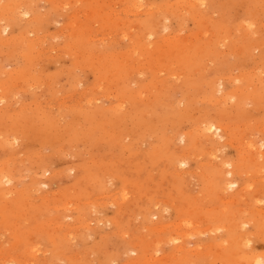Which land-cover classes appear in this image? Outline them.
Instances as JSON below:
<instances>
[{
	"label": "rangeland",
	"instance_id": "obj_1",
	"mask_svg": "<svg viewBox=\"0 0 264 264\" xmlns=\"http://www.w3.org/2000/svg\"><path fill=\"white\" fill-rule=\"evenodd\" d=\"M0 1V264H264V0Z\"/></svg>",
	"mask_w": 264,
	"mask_h": 264
},
{
	"label": "bare ground",
	"instance_id": "obj_2",
	"mask_svg": "<svg viewBox=\"0 0 264 264\" xmlns=\"http://www.w3.org/2000/svg\"><path fill=\"white\" fill-rule=\"evenodd\" d=\"M143 1V0H142ZM197 1V0H196ZM196 1H194V0H191V3H195ZM1 2V1H0ZM140 2V1H139ZM138 2V3H139ZM118 4V3H117ZM139 5H141V4H139ZM19 6V5H18ZM142 6H144V5H142ZM140 7V6H139ZM138 8V7H137ZM3 10V9H2ZM125 10V9H124ZM182 11V10H181ZM20 12V11H19ZM159 12V11H158ZM78 13V12H77ZM15 14H17V13H14V15ZM24 14V13H23ZM25 14H28V12L27 13H25ZM24 14V15H25ZM26 16V15H25ZM29 17V16H28ZM43 18V17H42ZM212 18V17H211ZM209 22V21H208ZM244 23V22H243ZM242 23V24H243ZM76 24V23H75ZM5 26V25H4ZM80 26V25H79ZM155 26V25H154ZM2 28V27H1ZM7 28H9V26H6V27H3L2 29L5 31ZM30 28V27H29ZM99 29V28H98ZM8 30V29H7ZM90 30V29H89ZM252 30V29H251ZM61 31V30H60ZM157 31V30H156ZM134 33V32H133ZM181 33V32H180ZM69 34H72V33H69ZM88 34V33H87ZM98 34V33H97ZM152 34H154V33H152ZM201 34V33H200ZM211 35V34H210ZM102 36V35H101ZM152 36V35H151ZM187 36V35H186ZM189 36V35H188ZM18 37V36H17ZM22 37V36H21ZM150 37V36H149ZM27 38V37H26ZM34 38V37H33ZM164 38V37H163ZM15 39V38H14ZM36 39V38H35ZM16 40V39H15ZM14 40V41H15ZM19 40V39H18ZM19 41H21V39L19 40ZM131 41V40H130ZM221 43V42H220ZM31 44V43H30ZM26 46V45H25ZM256 46H258V45H256ZM260 46V45H259ZM33 47V46H32ZM235 48V47H234ZM37 49H38V47H37ZM90 51V50H89ZM149 51V50H148ZM18 52V51H17ZM41 52V51H40ZM146 52V51H145ZM148 53V52H147ZM8 54V53H7ZM145 54V53H144ZM123 55V54H122ZM125 55V54H124ZM81 57V56H80ZM95 59V58H94ZM164 59H162V61H163ZM33 61V60H32ZM31 61V62H32ZM155 61V60H154ZM175 63V62H174ZM99 66V65H98ZM103 66V65H102ZM151 66H153V65H151ZM173 66V65H172ZM88 67V66H87ZM146 67V66H145ZM166 67V66H165ZM88 68H90V67H88ZM133 68V67H132ZM259 68V67H258ZM140 69V68H139ZM166 71V70H165ZM140 72V71H139ZM254 72V71H253ZM162 73V72H161ZM31 74V73H30ZM185 74V73H184ZM245 74V73H244ZM196 75V74H195ZM242 75V74H241ZM171 76V75H170ZM188 76V75H187ZM261 76V75H260ZM110 77V76H109ZM123 77V76H122ZM29 78V77H28ZM174 79V78H173ZM256 80H259V79H256ZM263 80V79H262ZM262 80H260V81H262ZM14 83V82H13ZM216 83V82H215ZM4 85V84H3ZM158 88V87H157ZM97 92V91H96ZM144 93V92H143ZM238 94V93H237ZM233 96V95H232ZM231 96V97H232ZM234 97V96H233ZM2 99V98H1ZM0 99V100H1ZM221 99V98H220ZM223 99H225V98H223ZM227 99V98H226ZM235 99V98H234ZM237 100V99H236ZM123 102V101H122ZM214 103V102H213ZM124 104V103H123ZM203 123V122H202ZM221 126V125H220ZM222 127V126H221ZM227 128V127H226ZM226 128H224V130H226ZM199 129H201V133L200 134H202L204 137H210L215 131H221L222 129L221 128H219V127H217L215 124H211V123H208V122H206V123H203L200 127H199ZM177 136V135H176ZM221 136V135H220ZM211 138V137H210ZM220 142V141H219ZM252 144V143H251ZM254 144V143H253ZM238 145V144H237ZM253 150V149H252ZM262 152V151H261ZM46 162V161H45ZM9 166V165H8ZM5 167V166H4ZM4 170V169H3ZM3 172V171H2ZM1 172V173H2ZM9 172V171H8ZM46 172V171H45ZM6 173V177L7 176H11L10 174L9 175H7V172H5ZM3 174V173H2ZM218 175V174H217ZM228 176V175H227ZM8 177V178H9ZM218 179V178H217ZM3 180V179H2ZM4 185V184H3ZM231 187V186H230ZM13 189V188H12ZM14 190V189H13ZM9 191V190H8ZM15 191V190H14ZM11 192H13V191H11ZM7 193V192H6ZM18 193V192H17ZM3 194V193H2ZM8 194V193H7ZM10 194H12V193H10ZM4 196H6V195H4ZM4 196H3V198H4ZM125 196V195H124ZM6 198V197H5ZM5 201V200H4ZM235 202V201H234ZM7 207H8V205H7ZM2 208V207H1ZM14 208V207H13ZM6 209V208H5ZM4 209V210H5ZM264 209V208H263ZM262 210V209H261ZM6 211V210H5ZM10 211H11V209H10ZM257 211V210H256ZM4 213V212H3ZM8 213V212H7ZM6 216V215H5ZM237 216V215H236ZM148 219V218H147ZM185 221H187V220H184V223L186 224V222ZM240 221V220H239ZM257 221V220H256ZM183 222V221H182ZM246 222V221H245ZM183 223V224H184ZM248 223V222H247ZM177 224V223H176ZM189 223H187L186 225H188ZM190 225V224H189ZM188 225V226H189ZM192 225V224H191ZM190 225V226H191ZM229 225V224H228ZM179 226V225H178ZM181 226H182V224H181ZM198 226V225H197ZM235 226V225H234ZM231 227V226H230ZM176 228H178V227H176ZM244 230V229H243ZM70 233V232H69ZM237 236V235H236ZM248 236V235H247ZM217 238V237H216ZM250 238V237H249ZM252 238V237H251ZM228 240V239H227ZM230 243V242H229ZM239 244V243H238ZM228 245H230V244H228ZM178 246V245H177ZM179 247V246H178ZM185 247V246H184ZM182 248V247H181ZM197 249V248H196ZM202 249V248H201ZM212 249V248H211ZM210 249V250H211ZM247 251V250H246ZM196 252H198V251H196ZM200 252V251H199ZM178 253V252H177ZM204 254V253H203ZM219 254V253H218ZM246 255V254H245ZM248 255V254H247ZM215 255H213V257H214ZM226 256V255H225ZM177 257V256H176ZM258 257V256H257ZM241 258V257H240ZM246 258V257H245ZM244 259V258H243ZM245 260V259H244ZM247 263L248 264H263V263H258V262H255V259H253V257L252 256H248L247 257ZM260 260V259H259ZM11 261V260H10ZM257 261V260H256ZM260 262V261H259ZM187 264V263H186ZM198 264V263H197ZM232 264V263H231ZM245 264V263H244Z\"/></svg>",
	"mask_w": 264,
	"mask_h": 264
}]
</instances>
